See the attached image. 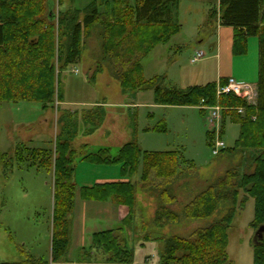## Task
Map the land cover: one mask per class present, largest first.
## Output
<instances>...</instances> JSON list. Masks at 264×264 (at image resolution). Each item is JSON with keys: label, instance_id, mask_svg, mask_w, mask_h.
<instances>
[{"label": "rangeland", "instance_id": "obj_1", "mask_svg": "<svg viewBox=\"0 0 264 264\" xmlns=\"http://www.w3.org/2000/svg\"><path fill=\"white\" fill-rule=\"evenodd\" d=\"M18 1L12 0L13 3ZM55 1L56 13L59 14V10L84 12L95 0ZM129 2L134 5V0ZM105 6L103 2L100 9L103 14L107 9ZM211 7L218 8V0L178 1L174 18L176 23L184 25V31L173 43L159 45L142 61L146 80L161 75L165 77L167 87L183 90L216 81V62L210 59L215 54L211 47L218 42V37L213 30L214 22L206 23L207 11ZM100 31L96 26L86 29L80 63L67 70H59L62 96L70 105H62L59 109L60 100L44 110L39 102H0V264L18 263L26 256L51 262L54 174L40 166L39 161L29 160V149H51L57 139H67L79 153L76 159L75 182L78 190L71 221L69 264H82L81 257L87 259L85 264H106L103 252L96 250L94 253L93 250V256L88 254L93 234L118 227H122L120 230H123L128 246L133 249V264H162L163 245L154 239L189 237L222 219L231 206L227 202L222 203L211 218L181 217L178 223L158 227L155 216L161 204V194L160 191H145L140 187V168L133 178L127 177L139 182L133 217L126 219V224L116 223L105 213L84 208L79 188L94 183L90 182L92 172L122 175L120 166L98 167L81 160L84 145H88V153L110 148L111 154L116 156L124 144L136 140L143 151L178 152L186 162L181 163L183 176L173 190L178 199L173 207L181 213L189 201L229 170L237 171L241 176L253 173L256 160L264 152V149L258 148L214 155L215 141L220 139L226 148H233L239 138L240 126L230 118L224 121L221 115L217 133L212 123L208 122L210 111L202 112L200 107H163L155 103L152 89L139 92L122 89L111 73L110 62L103 61L101 57ZM198 51L206 55L200 62L192 63L191 59ZM258 60L257 37L249 39L247 56L234 57L233 60L235 74L247 79L249 82L246 83L253 87L258 83ZM99 103L107 105L95 108L88 118L87 114L81 115ZM248 104H258L257 98L255 104L253 101ZM62 108L68 112H62ZM76 111L78 115L72 113ZM87 120L88 123L84 122ZM93 128L96 129L87 132ZM240 200L246 202L243 208H238L229 229L227 253L235 264H254L255 233L259 229L251 227L255 202L242 189ZM146 234L153 240L145 241Z\"/></svg>", "mask_w": 264, "mask_h": 264}, {"label": "trees", "instance_id": "obj_2", "mask_svg": "<svg viewBox=\"0 0 264 264\" xmlns=\"http://www.w3.org/2000/svg\"><path fill=\"white\" fill-rule=\"evenodd\" d=\"M129 1L95 0L84 12L59 10L57 14L55 0H19L14 3L12 0H0V102H39L44 110H48L56 101L62 100L59 70H67L80 63L83 33L96 26L101 30V57L103 61L110 62L111 73L122 89L132 92L152 89L155 103L163 107H200L202 101L207 106L219 104L224 121L230 118L240 126L235 146L225 148L220 154L264 149V0H219L218 8L210 12L207 22L219 21L220 25L234 29V56L247 54L249 38H258L256 105L248 104L246 99L235 94L218 96V85H225L227 79L186 90L167 87L165 77L161 75L146 80L142 61L156 47L167 44L181 31L182 26L174 20L179 0H134V5L128 4ZM103 2L107 7L104 14L100 12ZM82 13L83 19L80 20ZM240 108L244 109V114L238 112ZM28 154L29 160L39 161L40 166L54 174L51 262L26 256L18 263L1 264H61L66 261L71 245L79 153L70 141L57 139L53 148L29 149ZM81 158L98 166L119 165L124 179L133 178L142 168L140 187L145 191H160L161 194V204L155 216V224L161 228L178 223L181 217L211 218L222 203L231 205L222 219L189 237L154 239L163 245L162 264H235L227 253L228 232L238 208H243L246 202L239 201L241 189L255 202L251 227H264V152L256 160L253 173L241 176L239 172L229 170L189 201L182 213L173 207L178 203L173 190L183 176L181 163L186 162L178 152H147L134 142L121 148L117 156H112L106 149L88 153V147L84 146ZM138 183L128 180L99 184L82 187L80 192L85 201L111 200L117 205L127 206V219H132ZM120 229L93 235L92 246L103 252L106 264L134 263L133 249L128 246ZM144 239L153 240L149 234ZM84 253L88 252L85 250ZM88 254L93 256L92 248ZM86 260L81 258L83 263ZM254 264H264V232L262 239L254 243Z\"/></svg>", "mask_w": 264, "mask_h": 264}, {"label": "crops", "instance_id": "obj_3", "mask_svg": "<svg viewBox=\"0 0 264 264\" xmlns=\"http://www.w3.org/2000/svg\"><path fill=\"white\" fill-rule=\"evenodd\" d=\"M218 5H219V0H218ZM212 10H213V8L211 7L207 11V21H206V23L208 22V18H209L210 12ZM174 20H175V18H174ZM213 26H214L213 27L214 33H216V35L218 37V42L216 44H213L212 47H211V51L213 53H215V54H213L211 56L212 58L210 60H215V62H216V67H215V71H216V73H215V79H216V81H211V82H219L221 79L234 78L239 83L249 84V83H246V82H249V81H247V79H243V78L241 79L239 76H237L235 74V72H234V69H233V65H234L233 60H234V57H244V56H247V54L249 52V41H248V51H247V54H245L243 56H234L233 55V36H234V29L232 27H227V26L220 25L219 24V21H215L214 24H213ZM193 29H195V27H193ZM200 29H201V27H200ZM183 31H184V25L181 28V31L177 35L173 36L172 39L167 44H164V45H168L170 43H173V41H175V39L178 36L180 37V35H181V33H183ZM258 54H259V41H258ZM256 72H257V69L254 71V76L256 75ZM258 77H259V60H258ZM211 82H209V83H211ZM204 85H206V84H204ZM196 86H199V85H196ZM256 88H257V86H256ZM59 104H60L59 109H61V106L62 105L63 106L70 105V103H67L65 101V98L64 97L62 98V101ZM106 105H107L106 103H99L98 106L92 108L91 110L83 111L81 115L83 116L84 114H87L86 117L88 118V116L91 115V113L93 112V110H95V108L96 109L97 108H101V107H104ZM63 111L64 112H68V110L65 109V108H62V112ZM72 113L76 115L77 114V111L76 112H72ZM84 122L88 123V120L87 121H84ZM95 129L96 128H93L92 130L89 129L87 132H89V131L92 132ZM66 140L67 139H65V141ZM134 142H137V141L136 140L128 141L121 148H123L127 144L134 143ZM84 146H88V145H84ZM105 149L106 150H109L110 153H111L110 148H101V149L95 151L94 153H98L99 151L105 150ZM119 151H118V153H119ZM112 156H114V155H112ZM81 160H83V159H81ZM96 166H98V165H96ZM103 166H105V165H103ZM106 166H108V165H106ZM77 169H78V167H77ZM120 169H121V167H120ZM141 170H142V168H141ZM92 173L93 174H92V178H91V181L90 182H94V183L93 184H90V185H83V186H81L79 188L80 190H81L82 187H92L94 185L106 184V183L128 182V180H130V179H127V178L124 179L122 177V175H120V174H118V176H113L112 175V172H110L108 174L95 173V172H92ZM141 175H142V173H141ZM140 178H141V176H140ZM132 182H136V181L132 180ZM80 196H81V192H80ZM81 199H82V197H81ZM83 201L85 202L84 208H89L91 210H94V211H96V213H101V214L105 213L108 217L111 216V219L114 222H116V223L124 224L125 220L129 217V208L128 207H126L125 205H117V204H115L111 200L106 201V202H100V201H85V200H83ZM75 208H76V205H75ZM75 208H74V212H75ZM120 228H122V227H118V228H115V229H107V230H104V231L117 230V229H120ZM104 231H97V232L95 231L94 234L100 233V232H104ZM91 248H92V250H95L93 248L92 244H91L90 249ZM94 253H96V250H95ZM68 254H69V252H68ZM68 254H67L66 261L65 262H62L61 264H69V262H68ZM94 255H96V254H94ZM80 262L82 264H85L81 260H80Z\"/></svg>", "mask_w": 264, "mask_h": 264}, {"label": "built area", "instance_id": "obj_4", "mask_svg": "<svg viewBox=\"0 0 264 264\" xmlns=\"http://www.w3.org/2000/svg\"><path fill=\"white\" fill-rule=\"evenodd\" d=\"M205 56V53L200 51L196 52V54L193 56L191 62L197 63L199 62L203 57ZM228 95V94H235L238 97L246 99L249 103L253 101L255 104V99L258 96L257 88L253 87L248 84H242L237 82L234 78H228L227 83L225 85H218L217 88V95ZM200 108L205 111H210L208 122L210 121L212 125L215 128V132H219V121L221 119L222 115V107L217 104L215 106H207L204 104V101H202V104L200 105ZM240 114H244V109L240 108L238 110ZM225 143L218 139L213 143V154L218 155L222 150H224Z\"/></svg>", "mask_w": 264, "mask_h": 264}, {"label": "water", "instance_id": "obj_5", "mask_svg": "<svg viewBox=\"0 0 264 264\" xmlns=\"http://www.w3.org/2000/svg\"><path fill=\"white\" fill-rule=\"evenodd\" d=\"M263 232H264V227H260L257 232L255 233V243L257 242L258 239H262L263 237Z\"/></svg>", "mask_w": 264, "mask_h": 264}]
</instances>
